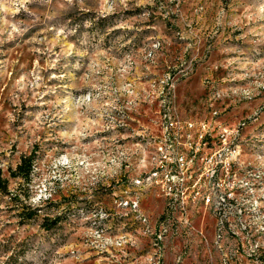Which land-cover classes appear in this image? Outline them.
Returning <instances> with one entry per match:
<instances>
[{
    "label": "rangeland",
    "instance_id": "374dc122",
    "mask_svg": "<svg viewBox=\"0 0 264 264\" xmlns=\"http://www.w3.org/2000/svg\"><path fill=\"white\" fill-rule=\"evenodd\" d=\"M166 110L244 121L224 242L264 264V0H0V264H222L215 214L157 240L163 198L133 182Z\"/></svg>",
    "mask_w": 264,
    "mask_h": 264
},
{
    "label": "built area",
    "instance_id": "2783aa9c",
    "mask_svg": "<svg viewBox=\"0 0 264 264\" xmlns=\"http://www.w3.org/2000/svg\"><path fill=\"white\" fill-rule=\"evenodd\" d=\"M218 113L193 119L168 110L160 112L159 134L154 137L152 148L160 153L159 163L133 182L154 186L163 198L164 212L155 233L157 240L169 230L171 220L174 234L177 233L181 217L195 202L207 207L216 217L213 242L221 263L229 264L234 254L225 244L224 236L230 228L231 214L237 211L239 138L244 121L224 122ZM247 173H242V178ZM121 203L127 207L138 204L136 198L129 197ZM175 214H180V218ZM251 252L250 248L246 256H251Z\"/></svg>",
    "mask_w": 264,
    "mask_h": 264
},
{
    "label": "trees",
    "instance_id": "16d2710c",
    "mask_svg": "<svg viewBox=\"0 0 264 264\" xmlns=\"http://www.w3.org/2000/svg\"><path fill=\"white\" fill-rule=\"evenodd\" d=\"M32 168V155H22L20 157L19 162L15 165V168L10 171V174L12 176H21L23 178H28L29 172ZM0 190L6 191V178L1 176L0 172ZM33 214V208L30 209V212L28 213L29 216ZM56 217L51 219V223H55ZM7 250V249H6ZM11 257V254L9 255V258Z\"/></svg>",
    "mask_w": 264,
    "mask_h": 264
},
{
    "label": "bare ground",
    "instance_id": "6f19581e",
    "mask_svg": "<svg viewBox=\"0 0 264 264\" xmlns=\"http://www.w3.org/2000/svg\"><path fill=\"white\" fill-rule=\"evenodd\" d=\"M157 159H158V158H157ZM159 159H160V158H159ZM159 159H158V160H159ZM157 162H158V161H157ZM156 165H157V164H156ZM238 187H239V186H238Z\"/></svg>",
    "mask_w": 264,
    "mask_h": 264
}]
</instances>
